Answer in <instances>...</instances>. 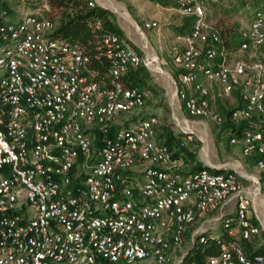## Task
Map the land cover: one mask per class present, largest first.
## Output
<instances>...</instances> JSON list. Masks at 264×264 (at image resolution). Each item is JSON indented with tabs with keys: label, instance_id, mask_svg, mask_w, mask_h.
Here are the masks:
<instances>
[{
	"label": "built area",
	"instance_id": "2783aa9c",
	"mask_svg": "<svg viewBox=\"0 0 264 264\" xmlns=\"http://www.w3.org/2000/svg\"><path fill=\"white\" fill-rule=\"evenodd\" d=\"M170 1L181 16L194 17L190 33L178 36L183 51L172 58L181 70L175 95L187 116L220 124L212 85L218 96L239 93L229 118L249 128L230 143L258 157L253 188L233 171L181 173L182 162L157 142L156 115L108 136L115 118L138 112L151 97L149 89L125 86L122 76L138 66L153 71L158 56L105 33L111 65L109 84H100L83 47L53 37L47 17L25 12L0 25V264H184L188 249L217 238L208 228L232 212L229 235L260 234L252 204L264 196V0H242L237 8L248 16L235 50L207 11L237 0ZM219 244L206 264H264L235 241Z\"/></svg>",
	"mask_w": 264,
	"mask_h": 264
},
{
	"label": "trees",
	"instance_id": "16d2710c",
	"mask_svg": "<svg viewBox=\"0 0 264 264\" xmlns=\"http://www.w3.org/2000/svg\"><path fill=\"white\" fill-rule=\"evenodd\" d=\"M166 7H175V3L170 0H151ZM242 0L235 1V4L241 5ZM46 7H45V6ZM24 8L29 10V13H35L40 10L39 15L47 17L54 23V28L51 35L57 39L68 41L72 44H77L84 48L85 53L89 55V68L94 72L93 79L100 84H109L107 75L111 61L106 57L104 47L101 43L102 37L105 33H115L124 37V32L117 24L114 13L98 4L90 6L87 0H0V25L6 20H12L15 10ZM194 23L193 16H181L179 23L170 26L172 33L176 36L188 35ZM240 23L233 22L229 26H223L221 31L222 42L230 50H235L240 42L239 35ZM129 41V40H128ZM130 42V41H129ZM131 43V42H130ZM134 46V45H133ZM136 49L138 47L134 46ZM173 76L176 78L181 72L180 69L174 66ZM122 82L127 87H137L140 89H149L154 96H159L160 90L153 84L150 71L144 66L130 68L122 76ZM235 99V105H225L221 101H217L216 112L223 118L222 122L218 125V136L227 135L226 141L229 142L231 138H240L243 132L249 128L248 123L244 121L233 122L229 118L230 112L233 108L240 105V95L238 92H233L232 95ZM151 111V110H150ZM155 115L149 110L138 112L134 118L129 116L126 120L116 122L110 126L107 133L111 136L117 130L128 128L129 123H135L139 119ZM258 120L257 118H254ZM259 122V120H258ZM258 128L263 135L264 140V121H260ZM96 139L95 145L98 147L100 144L101 133L95 132ZM189 134L172 130L171 124L164 118L160 121L157 127L156 139L161 145L168 148L171 153L173 161L182 162L181 173L189 174L202 168H208L212 172H223L222 170L212 169L202 164L196 157V151L191 148L185 139L191 140ZM247 162L251 165L256 164L257 156H245ZM231 172V170H228ZM261 181L264 183V170L260 172ZM232 215L225 216L218 224L217 230L214 234L217 238H209L205 243H194L185 255L184 264L191 262L194 264H206V259L211 255H218L220 253L219 241L238 243L244 253L248 257L260 255L264 260V239L257 243V238H264V230H260V234L250 240L242 239L236 234L229 235L228 230L235 228V221H229L228 218ZM252 222L258 225L256 218H252ZM227 223V225H226ZM101 264H111L101 261ZM119 264V263H118Z\"/></svg>",
	"mask_w": 264,
	"mask_h": 264
},
{
	"label": "rangeland",
	"instance_id": "374dc122",
	"mask_svg": "<svg viewBox=\"0 0 264 264\" xmlns=\"http://www.w3.org/2000/svg\"><path fill=\"white\" fill-rule=\"evenodd\" d=\"M228 6H218L213 5L208 8V18L212 22H216L222 26H229L233 22H239L240 24H246L247 12L244 10H239L237 8ZM115 11L113 12L115 15L116 22L119 26H122L127 30L129 36L135 42V44H140V38L138 33L134 30V23H138L142 32L143 39L146 41L148 46V50L153 55H157L160 59L159 49L156 48L162 46V50L160 51L162 56L166 55L168 59L169 53H166L164 50L163 40L166 38L165 36L172 35V31L170 26H173L177 23L178 13L174 7H164L160 4L151 1V0H115L114 5ZM241 11V12H240ZM25 12H29V10H25L24 8H20L14 11L12 19H17L20 15ZM37 13H41L40 10L36 11ZM157 22L159 25L156 28H145L143 25L145 22ZM121 28V27H120ZM122 29V28H121ZM179 44L181 40L179 39ZM133 45V44H132ZM135 46V45H134ZM162 65V64H161ZM152 70H150L152 76L153 84L160 90L159 96H154L151 93L150 99L146 102L144 108L139 110L138 112H142L144 110H149L152 114L158 116L161 121L164 118L167 122L171 124L172 130L175 133L183 132L186 134H191V140L185 139L187 144L196 151V157L200 161V156L208 155L213 161L217 163L229 162L234 164L236 170L240 173H252L251 165L247 162L246 157L241 153V147L237 144H232L226 141L227 135L218 136V125L212 121H204L196 123L194 122V118L187 116L182 108L174 111V116L177 118H172V112L174 109L170 106L168 102V94L165 93V90L158 85L159 78L157 73H161L154 69V65L152 66ZM170 73L174 71V67L170 66ZM157 72V73H156ZM211 95H212V104L216 109L217 101H221L225 105L233 106L235 105V99L233 96H218L217 95V87L212 85L211 87ZM151 110V111H150ZM138 112H131L128 115H131V118L138 114ZM124 120L121 116L115 118L113 124ZM190 129V131H188ZM203 148V149H202ZM228 168V166H227ZM228 212H232L231 206H229ZM263 207H261L262 209ZM230 214V213H229ZM233 214V212L231 213ZM227 215V214H226ZM263 216V214H262ZM221 220L216 221L211 227L208 228V232L214 234L215 230L218 228V224ZM264 238H257L255 241L257 243L261 242ZM185 245V244H184ZM177 258L176 255L170 256V261H174ZM126 264V263H119ZM131 264H148L147 262L140 263H131Z\"/></svg>",
	"mask_w": 264,
	"mask_h": 264
},
{
	"label": "crops",
	"instance_id": "0c3cea01",
	"mask_svg": "<svg viewBox=\"0 0 264 264\" xmlns=\"http://www.w3.org/2000/svg\"><path fill=\"white\" fill-rule=\"evenodd\" d=\"M98 4H100V6H103L111 11H115L114 5H115V0H97ZM158 5V3H157ZM166 7V6H164ZM234 8H238L239 5L235 4V1L233 2L232 6ZM181 15L178 14V18H177V23H179ZM176 23V24H177ZM134 30L136 33H138L139 38H140V44L137 45L135 44V42L132 40V38L129 36V33L127 32V30H125V28H123L122 26H120L124 32V36L127 40H129L133 45H135L136 47H138L139 50H142L143 53L145 54H152L149 52L148 50V46L146 44V41L143 39V32L140 28V26L138 25V23H134ZM166 38H164L163 40V45H164V50L166 53H169V57L170 59H168L166 57V55L162 56L161 54V50H162V46L157 47L156 49H159V55L160 57V64H162L161 66L157 63H154V69L161 72V73H157L159 80L158 85L161 86L164 90L165 93L168 94V102L170 104V106L172 107L173 112L174 113L175 110H179L181 108V103L180 101L177 99L176 95H175V85H174V76H173V72L170 73V66L174 67L172 58L173 55L176 53H180L183 51L184 49V44L182 39L178 38V36L174 35L172 33V35L169 36H165ZM181 40V43L179 44L178 40ZM122 118H124V120H126L129 116L128 114H121L120 115ZM123 121V120H122ZM196 121V123L204 122L203 120L200 119H194V122ZM117 122V121H116ZM132 125H134L133 123H129L127 125V127H131ZM203 149V148H202ZM200 161L202 162L203 165L210 167L212 169H217V170H222V171H228L231 170L233 172H236L241 179L244 181L246 186H251V189L253 188V185L251 183H254L253 181L255 180V178L258 176L259 171L257 170L255 164L251 165V170L253 171L252 173H240L236 170V166L232 163L229 162H224V163H217L215 161H213L208 155L206 156H200ZM228 166V168H227ZM252 192V190L250 191V193ZM253 214L255 215L258 223L261 225L262 229L264 230V196H258L254 199L253 204ZM261 207H263L261 209ZM263 214V216H262Z\"/></svg>",
	"mask_w": 264,
	"mask_h": 264
},
{
	"label": "bare ground",
	"instance_id": "6f19581e",
	"mask_svg": "<svg viewBox=\"0 0 264 264\" xmlns=\"http://www.w3.org/2000/svg\"><path fill=\"white\" fill-rule=\"evenodd\" d=\"M154 65V64H153Z\"/></svg>",
	"mask_w": 264,
	"mask_h": 264
}]
</instances>
